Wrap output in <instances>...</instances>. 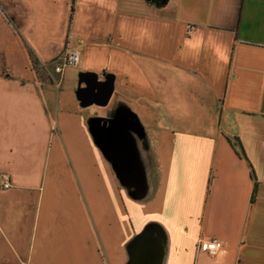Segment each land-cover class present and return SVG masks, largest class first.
<instances>
[{
	"label": "crops",
	"instance_id": "0c3cea01",
	"mask_svg": "<svg viewBox=\"0 0 264 264\" xmlns=\"http://www.w3.org/2000/svg\"><path fill=\"white\" fill-rule=\"evenodd\" d=\"M0 4V264H264V0ZM28 47L82 57L43 86ZM101 85L156 133L145 199L88 125Z\"/></svg>",
	"mask_w": 264,
	"mask_h": 264
},
{
	"label": "rangeland",
	"instance_id": "374dc122",
	"mask_svg": "<svg viewBox=\"0 0 264 264\" xmlns=\"http://www.w3.org/2000/svg\"><path fill=\"white\" fill-rule=\"evenodd\" d=\"M36 75L43 86L62 87L63 73L54 69H41ZM101 90L102 85L97 91L88 89L95 91L92 94L94 97L91 93L80 97L83 106L89 101V106H86L90 113L88 125L98 146L111 162L116 180L126 198L145 199L152 192L151 176L157 172L153 145L156 133L146 129L135 105L126 96L113 97L112 89L101 95Z\"/></svg>",
	"mask_w": 264,
	"mask_h": 264
},
{
	"label": "built area",
	"instance_id": "2783aa9c",
	"mask_svg": "<svg viewBox=\"0 0 264 264\" xmlns=\"http://www.w3.org/2000/svg\"><path fill=\"white\" fill-rule=\"evenodd\" d=\"M81 57L82 55L79 49L72 50L66 48L60 58L54 60V70L58 73H63L67 68L77 66ZM0 181L2 182L3 188H8L12 185L10 177L7 173H0ZM199 249L214 256L220 251H224V243L222 239L218 237H214L208 240L202 239L199 242Z\"/></svg>",
	"mask_w": 264,
	"mask_h": 264
},
{
	"label": "trees",
	"instance_id": "16d2710c",
	"mask_svg": "<svg viewBox=\"0 0 264 264\" xmlns=\"http://www.w3.org/2000/svg\"><path fill=\"white\" fill-rule=\"evenodd\" d=\"M0 6H1V4H0ZM9 19L11 21V18H9ZM28 50H29V53L31 55L32 67L37 72L40 71L41 69H48V70L54 69L53 63H49V64L48 63L47 64L46 63H41L39 61V59H38V56L34 53V51H32V49L30 47H28ZM228 140L231 142V145L234 148H237V144H241L237 137L236 138L228 137ZM241 153H242V155H244L243 151H241ZM255 194H257V185H256V187L254 189V193H252V201H254V199H255Z\"/></svg>",
	"mask_w": 264,
	"mask_h": 264
},
{
	"label": "water",
	"instance_id": "95a60500",
	"mask_svg": "<svg viewBox=\"0 0 264 264\" xmlns=\"http://www.w3.org/2000/svg\"><path fill=\"white\" fill-rule=\"evenodd\" d=\"M108 91H110V90L103 86L100 94L103 95V94L107 93Z\"/></svg>",
	"mask_w": 264,
	"mask_h": 264
}]
</instances>
